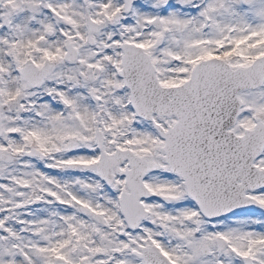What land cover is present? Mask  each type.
<instances>
[{"label":"snow or ice","instance_id":"obj_1","mask_svg":"<svg viewBox=\"0 0 264 264\" xmlns=\"http://www.w3.org/2000/svg\"><path fill=\"white\" fill-rule=\"evenodd\" d=\"M0 264H264V0H0Z\"/></svg>","mask_w":264,"mask_h":264}]
</instances>
